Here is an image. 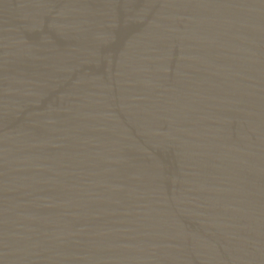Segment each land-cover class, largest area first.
Returning a JSON list of instances; mask_svg holds the SVG:
<instances>
[{
	"label": "water",
	"instance_id": "1",
	"mask_svg": "<svg viewBox=\"0 0 264 264\" xmlns=\"http://www.w3.org/2000/svg\"><path fill=\"white\" fill-rule=\"evenodd\" d=\"M0 264H264V0H0Z\"/></svg>",
	"mask_w": 264,
	"mask_h": 264
}]
</instances>
